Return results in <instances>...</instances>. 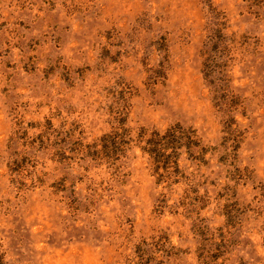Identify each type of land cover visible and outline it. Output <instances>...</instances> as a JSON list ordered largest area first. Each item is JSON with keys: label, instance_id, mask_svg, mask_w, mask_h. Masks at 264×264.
I'll list each match as a JSON object with an SVG mask.
<instances>
[{"label": "rangeland", "instance_id": "obj_1", "mask_svg": "<svg viewBox=\"0 0 264 264\" xmlns=\"http://www.w3.org/2000/svg\"><path fill=\"white\" fill-rule=\"evenodd\" d=\"M0 264H264V0H0Z\"/></svg>", "mask_w": 264, "mask_h": 264}]
</instances>
